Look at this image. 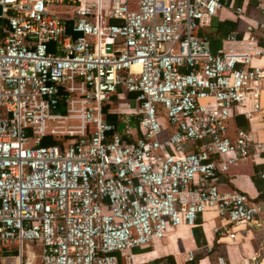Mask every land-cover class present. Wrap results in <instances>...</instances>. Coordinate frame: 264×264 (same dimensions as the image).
I'll list each match as a JSON object with an SVG mask.
<instances>
[{
	"label": "built area",
	"instance_id": "built-area-1",
	"mask_svg": "<svg viewBox=\"0 0 264 264\" xmlns=\"http://www.w3.org/2000/svg\"><path fill=\"white\" fill-rule=\"evenodd\" d=\"M0 5V264H170L133 250L171 228L196 227L206 212L221 221L216 232L261 226L264 203L222 189L221 177L248 159L264 164V141L231 124L238 116L264 122V64H255L264 47L250 23L216 53L200 33L225 5L243 18L244 5ZM53 7H71L74 17ZM123 93L137 103L136 136L103 112ZM46 137L57 142L44 145ZM195 260L190 250L186 264Z\"/></svg>",
	"mask_w": 264,
	"mask_h": 264
},
{
	"label": "crops",
	"instance_id": "crops-1",
	"mask_svg": "<svg viewBox=\"0 0 264 264\" xmlns=\"http://www.w3.org/2000/svg\"><path fill=\"white\" fill-rule=\"evenodd\" d=\"M233 1L237 6L238 4L236 3V0ZM240 5H244L246 9L243 18L238 17L232 8L225 5L212 19H218L221 21H235L237 19H242L246 23L256 26L254 32L259 37L260 44L264 47V26L260 25L259 21L253 18L252 13L249 12L248 9L251 4L248 0H243ZM70 9L73 12L71 7H66L64 11H69ZM73 17L72 13V17H70L71 19L69 20H72ZM209 28V26L205 27L206 30ZM213 35L212 47L213 50L217 52L221 48L226 37L221 41V39L214 33ZM255 64H264V59L255 60ZM126 98L128 101H125ZM121 99H123V101H121ZM132 101L135 102L134 106H131ZM114 102H117L120 107H123L121 113L114 108ZM107 103H110V111L123 114L119 115L123 116V120L125 121H128L133 117L131 114L130 116L129 113H132L131 109H135L137 106L134 96L130 94L126 97L125 93L121 95H113L111 100ZM134 118L138 119L139 117L136 115ZM259 124H264V122L254 120L250 123V128L248 129L256 139H258V136L261 135L262 131L261 128H259ZM129 127L132 128L133 133L135 132L134 129L137 128V126ZM248 160L252 163L250 168H247L246 163L242 162L237 165H232L230 170L223 174L221 177V188L224 190H241L247 193L252 200L258 201L257 198L259 196V191L253 181V175L255 174L256 169L260 170V167H256L258 164H256L252 159ZM219 225L221 226V221L216 218L215 214L212 212H206L204 215L200 216L196 227L190 228L189 226L183 224L179 227L171 228L168 231L167 236L174 233L177 251H171L169 246L160 249L159 245L162 242L161 240L151 247V250L148 253L147 251L144 252L146 253L145 256L152 259L154 257L170 255L172 257L171 261L175 264H186L187 254L190 250L195 251V256H201L197 264H218L217 258L219 256L225 257L226 264H256L258 261L254 258L260 260L264 256V253H261V249L264 251V239L262 241L263 243H261V247H258L259 242L257 241L259 234H263L264 236V222H262L259 227L254 223L222 226L219 232H216L215 228ZM185 241L188 243H184ZM185 244L187 246L186 248ZM200 247L202 248L200 249ZM203 248L206 249L205 253L204 250H202Z\"/></svg>",
	"mask_w": 264,
	"mask_h": 264
},
{
	"label": "trees",
	"instance_id": "trees-1",
	"mask_svg": "<svg viewBox=\"0 0 264 264\" xmlns=\"http://www.w3.org/2000/svg\"><path fill=\"white\" fill-rule=\"evenodd\" d=\"M242 2H243V0H236V3L238 5L242 4ZM112 22H116V20L112 19ZM247 24L248 23H246L242 19H237L235 21H232V20H222L221 21L218 19H212L211 24L209 26L210 28L207 30L204 28L200 31V33L202 35H206L208 37L210 44H211V49H212V51H214L213 47H212V40H213V36H214L213 33L216 36H218L221 39V41L223 38H225V37L227 38L230 34H232L234 32H236L238 34V36H242L244 34L246 28H247ZM5 27H7L6 21H5ZM103 112H104V115H105V118L107 119V121L115 124L120 131H123L127 125L133 126V127L138 126L139 119L134 118V116L132 118H130V120L125 121V120H123V116H120L119 113L110 111V103H105V105L103 107ZM239 117H243V116H238V118ZM244 120L245 121L242 123V127L249 129L250 128L249 121L245 118H244ZM56 142H57V140L53 139L52 137H46L43 140L44 145H51V144H54ZM256 164H258V166H256V167H260V170L264 166L263 163H256ZM260 170L256 169V172L253 175V181H254V183H255L258 191H259V196H258L257 200L264 203V179L261 177ZM150 250H151V248H148L144 251H150ZM164 257L168 261L170 260L171 264H175V263H173V261H171L172 257L170 255H167ZM196 257L197 258L193 262V264H197L198 260L201 256H196Z\"/></svg>",
	"mask_w": 264,
	"mask_h": 264
},
{
	"label": "rangeland",
	"instance_id": "rangeland-1",
	"mask_svg": "<svg viewBox=\"0 0 264 264\" xmlns=\"http://www.w3.org/2000/svg\"><path fill=\"white\" fill-rule=\"evenodd\" d=\"M249 2H250V7H249V12H251L252 13V15H253V18H255V19H257L258 21H259V23H260V25H263L264 24V0H248ZM54 8V10L55 11H57L60 15H62V16H64V17H66V18H70V17H72V11H71V9L69 10V11H67V10H65L64 11V9L65 8H63V7H53ZM250 13V14H251ZM262 28V27H261ZM260 30V29H259ZM4 32H5V21H3V20H0V40L2 39V37H3V34H4ZM125 96L126 97H128V94H125ZM121 101H123V99H121ZM125 101H128V99L126 98L125 99ZM135 105V102L134 101H132L131 102V106H134ZM113 106H114V108H116L117 110H118V112H120L121 113V110H123V107H120L118 104H117V102H114L113 103ZM133 108L131 109V112L132 113H129V115L131 114L132 116H136L134 113H133ZM119 113V114H120ZM120 115H123V114H120ZM130 115V116H131ZM162 121L165 123V118L163 117L162 118ZM245 120H244V118L243 117H237V118H235V119H233L232 120V122H231V124L232 125H235V126H242V123L244 122ZM260 126H259V128H261V135H259L258 136V139H260L261 141H264V133H262V132H264V124H259ZM135 136H136V132H135ZM244 163H246V167L247 168H250V166L252 165V163H251V161L250 160H248V161H244ZM263 239H264V236H263V234L261 235V234H259L258 235V238H257V241L259 242L258 243V247H261L262 246V244L261 243H263L262 241H263ZM184 243H188L187 241H185ZM186 244H185V248L187 247L186 246ZM166 246H169V248H170V250L171 251H177V245H176V238H175V236H174V233H171L170 235H168L167 237H165L163 240H162V242L160 243V245H159V247H160V249L161 248H164V247H166ZM33 247H34V249L36 250V252L39 254V251H40V247L39 246H37V245H35V244H33ZM202 250H204V253L206 252V249L205 248H203ZM133 251H135V252H139V251H141V250H139V249H134ZM261 253L263 254L264 253V251L261 249ZM12 263L13 264H16V259H13L12 260Z\"/></svg>",
	"mask_w": 264,
	"mask_h": 264
},
{
	"label": "clouds",
	"instance_id": "clouds-1",
	"mask_svg": "<svg viewBox=\"0 0 264 264\" xmlns=\"http://www.w3.org/2000/svg\"><path fill=\"white\" fill-rule=\"evenodd\" d=\"M146 249H148V248H146ZM146 249H140L141 250V252H146V251H144V250H146ZM140 252V251H139ZM147 252H149V251H147ZM167 256V255H166Z\"/></svg>",
	"mask_w": 264,
	"mask_h": 264
},
{
	"label": "water",
	"instance_id": "water-1",
	"mask_svg": "<svg viewBox=\"0 0 264 264\" xmlns=\"http://www.w3.org/2000/svg\"><path fill=\"white\" fill-rule=\"evenodd\" d=\"M1 8H2V7H1V5H0V15H1V13H2V11H1L2 9H1Z\"/></svg>",
	"mask_w": 264,
	"mask_h": 264
}]
</instances>
